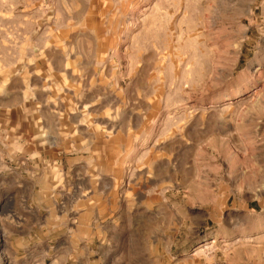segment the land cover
I'll return each mask as SVG.
<instances>
[{
    "label": "rangeland",
    "instance_id": "rangeland-1",
    "mask_svg": "<svg viewBox=\"0 0 264 264\" xmlns=\"http://www.w3.org/2000/svg\"><path fill=\"white\" fill-rule=\"evenodd\" d=\"M0 264H264V0H0Z\"/></svg>",
    "mask_w": 264,
    "mask_h": 264
}]
</instances>
